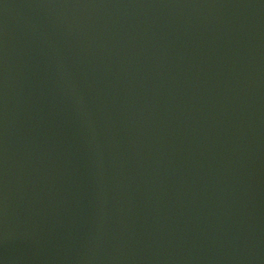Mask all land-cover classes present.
<instances>
[{
	"label": "water",
	"instance_id": "95a60500",
	"mask_svg": "<svg viewBox=\"0 0 264 264\" xmlns=\"http://www.w3.org/2000/svg\"><path fill=\"white\" fill-rule=\"evenodd\" d=\"M0 264H264V0H0Z\"/></svg>",
	"mask_w": 264,
	"mask_h": 264
}]
</instances>
